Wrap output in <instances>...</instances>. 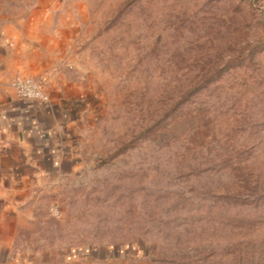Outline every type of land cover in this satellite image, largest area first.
<instances>
[{
  "label": "rangeland",
  "instance_id": "374dc122",
  "mask_svg": "<svg viewBox=\"0 0 264 264\" xmlns=\"http://www.w3.org/2000/svg\"><path fill=\"white\" fill-rule=\"evenodd\" d=\"M25 42L77 170L12 264H264V0H0Z\"/></svg>",
  "mask_w": 264,
  "mask_h": 264
},
{
  "label": "crops",
  "instance_id": "0c3cea01",
  "mask_svg": "<svg viewBox=\"0 0 264 264\" xmlns=\"http://www.w3.org/2000/svg\"><path fill=\"white\" fill-rule=\"evenodd\" d=\"M35 45L17 44L0 55V264L17 261V237L42 210L40 197L56 192L60 179L77 170V136L66 137L75 107L55 92L50 103L22 100L10 87L14 79L43 73L42 46ZM71 254V260L80 256Z\"/></svg>",
  "mask_w": 264,
  "mask_h": 264
},
{
  "label": "built area",
  "instance_id": "2783aa9c",
  "mask_svg": "<svg viewBox=\"0 0 264 264\" xmlns=\"http://www.w3.org/2000/svg\"><path fill=\"white\" fill-rule=\"evenodd\" d=\"M17 98L22 100L46 102V97L38 83L30 79L17 80L12 85Z\"/></svg>",
  "mask_w": 264,
  "mask_h": 264
},
{
  "label": "trees",
  "instance_id": "16d2710c",
  "mask_svg": "<svg viewBox=\"0 0 264 264\" xmlns=\"http://www.w3.org/2000/svg\"><path fill=\"white\" fill-rule=\"evenodd\" d=\"M76 251H77V250H76ZM77 252H78V251H77ZM83 253H84V256H87V257H88V256H92V255L95 254V253H94V250L89 249V248H88V249H85Z\"/></svg>",
  "mask_w": 264,
  "mask_h": 264
}]
</instances>
